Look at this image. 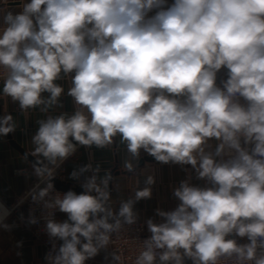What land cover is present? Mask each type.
<instances>
[{"label": "clouds", "instance_id": "obj_1", "mask_svg": "<svg viewBox=\"0 0 264 264\" xmlns=\"http://www.w3.org/2000/svg\"><path fill=\"white\" fill-rule=\"evenodd\" d=\"M21 8L2 17L3 93L21 110L47 111L64 91L55 81L72 74L67 94L89 114L50 116L32 137V168L46 182L33 200L54 209L50 217L67 214L47 220L49 236L63 242L49 264H85L136 223L134 203L151 197V187L138 189L113 211L110 174L91 165L72 173L92 172L83 192L52 195L56 169L78 146L103 149L117 134L133 157L143 150L191 165L206 181H181L177 207L146 221L151 235L135 264H264V0H27ZM221 69L227 79L218 85ZM12 121L0 116V136L15 131Z\"/></svg>", "mask_w": 264, "mask_h": 264}, {"label": "crops", "instance_id": "obj_2", "mask_svg": "<svg viewBox=\"0 0 264 264\" xmlns=\"http://www.w3.org/2000/svg\"><path fill=\"white\" fill-rule=\"evenodd\" d=\"M25 2L27 0L5 2L0 0V30L5 27L3 15L8 11L14 13L21 11V5ZM172 2L173 0H168L169 4ZM226 79L227 69H221L217 74V84ZM55 83L64 91L59 97L58 104L49 107L47 111L40 110L43 106L21 110L18 102H14L11 97L3 93V86L0 90V116L11 114L12 122L15 124L13 133L0 136V264H45L44 246L33 235L27 217L25 195L40 178L32 168L34 161L26 153L32 155L36 147L32 137L39 127V121L65 113L71 115L76 110L89 115L87 109L81 108L67 94L72 87V74L61 73V77ZM47 95V93L43 94L44 97ZM217 143L215 139L208 140L205 144L206 152H214ZM241 144L250 149V145H244L243 139ZM147 155L150 154L141 150L139 157H133L127 150V142L117 134L113 137L111 145L106 148L82 147L78 156L67 158L56 169L55 174L61 179L79 184L92 175V172H83L77 178H73L72 173L74 170L79 171L85 165H91L92 169L98 168V176L101 178L114 169L120 171L113 176L108 201L113 211H117L123 201L134 198L136 190L151 187V197L136 201L133 206L138 216L137 221L144 222L147 229L146 221L149 219L156 223L162 222L163 218L156 214L157 209L171 211L180 203L173 195V190L181 181L190 178L192 185L206 186V181L197 179L191 165L164 164L155 159L146 160L139 165L140 160ZM128 164L132 165V171H129ZM18 169L22 171L19 172ZM149 175L155 180L150 186L145 183ZM64 220H67V214L62 213L57 221ZM147 232L151 234L148 229ZM111 257L112 252L107 245L95 257L87 259L85 264H111Z\"/></svg>", "mask_w": 264, "mask_h": 264}, {"label": "built area", "instance_id": "obj_3", "mask_svg": "<svg viewBox=\"0 0 264 264\" xmlns=\"http://www.w3.org/2000/svg\"><path fill=\"white\" fill-rule=\"evenodd\" d=\"M5 2L6 0H1ZM7 70L0 67V90L4 85V80L7 77ZM241 103H246L241 98ZM84 146H78L77 151L71 155L70 157H76L79 154V150ZM251 148V145H250ZM69 158V157H68ZM18 171H22V169H18ZM87 179V178H86ZM86 179L79 183L82 185L86 181ZM52 183V182H51ZM53 184V183H52ZM46 187V182H42L41 180L36 181L33 187L26 193L25 200L27 203V217L28 222L31 226L33 235L42 243L45 249V259L44 263L49 264L47 260V256L49 254L54 253V249L58 250L59 246L62 244V241L56 238H52L49 236L46 224L49 218H54L57 220L58 216L63 212H60L58 209L55 210L54 216H51V213L54 209H46L44 207L43 201L37 202L33 200L32 193L34 191H38L39 188ZM53 192L52 195L65 193V191L58 189L53 184ZM151 234L147 232L146 225L142 221H136V223L132 225H125L119 231L113 233L110 237V241L108 243L112 257L110 260L111 264H135L136 258L139 256L141 251L144 249L143 241L144 239L150 237ZM238 242L246 243V238H237ZM118 257V259H114ZM185 264H192L191 260L186 259ZM217 264H233V262L229 259L221 258Z\"/></svg>", "mask_w": 264, "mask_h": 264}, {"label": "water", "instance_id": "obj_4", "mask_svg": "<svg viewBox=\"0 0 264 264\" xmlns=\"http://www.w3.org/2000/svg\"><path fill=\"white\" fill-rule=\"evenodd\" d=\"M16 146L22 150V148L16 144ZM25 152V151H23ZM28 155V157H30L34 162H35V158L26 153ZM155 159L153 156L151 155H147L145 157H143L140 162H139V165L143 164L146 160H153ZM120 171L118 170H112L111 173H110V177L111 179L109 180V184H108V191L110 192L111 191V188H112V179H113V176L115 174H119ZM51 182L60 190H63L65 192L69 191V190H72L74 192H76L77 194H80L81 192L84 191V189L81 187L80 184H76V183H72L70 181H66L64 179H61L60 177H58L55 173H54V177L52 178Z\"/></svg>", "mask_w": 264, "mask_h": 264}]
</instances>
